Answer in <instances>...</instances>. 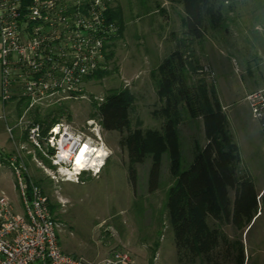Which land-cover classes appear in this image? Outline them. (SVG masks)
Listing matches in <instances>:
<instances>
[{"label":"rangeland","instance_id":"obj_1","mask_svg":"<svg viewBox=\"0 0 264 264\" xmlns=\"http://www.w3.org/2000/svg\"><path fill=\"white\" fill-rule=\"evenodd\" d=\"M107 1L116 16L114 23H121V31L118 29L109 47L107 75L85 81L77 99L53 100L28 111L24 103L12 101V121L19 142L5 164L16 159L25 167L28 180L36 182L47 198L62 252L88 263H99L113 252L125 251L133 264H236L233 248L241 243L243 264H264V135L247 102L252 92L264 87V0L230 2L232 10L225 12L222 27L207 28L202 43L188 40L184 11L175 1ZM185 47L203 69V74L193 79H205L227 116L243 166L254 182L258 207L241 228L208 219V225L219 229L226 242L220 241L208 257L180 262L164 209L165 192L172 181L168 157H161L160 189L153 194L147 192L148 157L137 166V191L133 193L128 182L127 152L119 146L121 136L100 128L92 104L100 102L109 91L126 88L135 97L132 124L140 119L145 132H160L165 116L164 102L155 86L157 68L173 50L185 51ZM59 109L62 113L58 116ZM48 111L90 151L101 144L109 151L98 173L94 175L87 167L77 170L67 161L53 163L55 149L45 141L52 126L43 136L46 125L36 121L37 116L45 119ZM30 125L40 128L41 150L27 142ZM179 129L184 170L195 149L203 147L206 140L201 120L186 118ZM13 135V131L4 129L3 137L10 145ZM18 153L20 157H16ZM76 172L80 174L68 178ZM229 197L233 200V192ZM13 206L21 214L19 203L14 201Z\"/></svg>","mask_w":264,"mask_h":264},{"label":"trees","instance_id":"obj_2","mask_svg":"<svg viewBox=\"0 0 264 264\" xmlns=\"http://www.w3.org/2000/svg\"><path fill=\"white\" fill-rule=\"evenodd\" d=\"M169 1L182 5L187 38L199 43L205 40L207 28L217 30L222 27L225 12L232 10L228 4L233 2ZM115 18L108 10L107 20L114 23ZM118 18L121 19L120 13ZM114 24L121 31V23ZM157 70L159 77L155 86L158 96L163 99L165 116L160 132H145L140 119H135L132 124L135 97L126 88L109 91L100 102H94V116L104 131L120 134L119 146L127 152L128 182L133 193L137 191V166L144 164L148 157L147 192L153 194L160 189L161 157H168L172 181L165 192L164 209L173 231L178 260L208 257L220 241L226 242L219 229L208 225V219L241 228L257 210L258 194L252 177L243 166L239 147L219 100L204 78L193 79L201 76L203 69L188 48L173 50ZM105 75L106 72L96 73L86 81ZM61 111L57 110L58 116ZM44 118H36L37 122L46 125L43 136L58 121L52 111H48ZM186 118L193 122L201 120L206 143L195 149L190 164L183 170L179 127ZM34 184L39 187L36 182ZM230 192L234 194L233 200L229 197ZM233 249L236 264H243L242 244L235 243Z\"/></svg>","mask_w":264,"mask_h":264},{"label":"built area","instance_id":"obj_3","mask_svg":"<svg viewBox=\"0 0 264 264\" xmlns=\"http://www.w3.org/2000/svg\"><path fill=\"white\" fill-rule=\"evenodd\" d=\"M108 10L107 0H0V101L22 102L28 111L53 100L80 97L86 79L108 68L109 47L118 34V27L107 20ZM247 102L264 135V87L252 92ZM65 138L73 142L67 162L74 166V155L84 143L66 125H53L45 141L55 149L53 163L59 165ZM41 140L39 126L30 125L27 142L41 150ZM8 167L22 212H15L11 201L0 196V264H133L125 251L113 252L99 263L62 252L42 190L28 180L19 161L10 159Z\"/></svg>","mask_w":264,"mask_h":264},{"label":"crops","instance_id":"obj_4","mask_svg":"<svg viewBox=\"0 0 264 264\" xmlns=\"http://www.w3.org/2000/svg\"><path fill=\"white\" fill-rule=\"evenodd\" d=\"M0 84H1V71H0ZM13 102L2 103L1 102V111H0V196H6L11 203L14 201L19 203V196L16 190L15 178L12 173V170L5 164V158L9 157L14 147L17 149L16 143L19 142L18 136L15 133V126L13 124ZM8 123H11L12 131L14 132L12 141L13 144H8L7 140L4 139V129H8ZM16 157H20L19 153Z\"/></svg>","mask_w":264,"mask_h":264},{"label":"clouds","instance_id":"obj_5","mask_svg":"<svg viewBox=\"0 0 264 264\" xmlns=\"http://www.w3.org/2000/svg\"><path fill=\"white\" fill-rule=\"evenodd\" d=\"M95 153L92 158L86 163H81V159L83 158V153L81 154V159L76 160V164L79 166V170H83L84 168H90L95 175L100 171V169L104 166L105 160L109 155V151L104 147L103 144L100 145L99 148H94L91 150ZM78 172L70 174L68 176L69 179H73Z\"/></svg>","mask_w":264,"mask_h":264},{"label":"bare ground","instance_id":"obj_6","mask_svg":"<svg viewBox=\"0 0 264 264\" xmlns=\"http://www.w3.org/2000/svg\"><path fill=\"white\" fill-rule=\"evenodd\" d=\"M68 139L65 138L61 141V148L59 149L60 152L58 154V157H60L61 160L63 161H70L72 159V156H71V151L73 149V142L70 140V141H67ZM63 142H67L66 146L63 145ZM86 149L85 151L82 152L83 149ZM83 153V158L81 159V154ZM93 152L90 151V148L89 146H87V144L84 143V145L81 147L80 149V146L78 147L74 157L75 159L73 158V160H75L74 162V166L77 170H79V166L76 164V160L77 159H81V163H86L87 161H89L92 156H94L95 154H92ZM77 154V155H76ZM72 160V161H73ZM84 170V169H83Z\"/></svg>","mask_w":264,"mask_h":264},{"label":"snow or ice","instance_id":"obj_7","mask_svg":"<svg viewBox=\"0 0 264 264\" xmlns=\"http://www.w3.org/2000/svg\"><path fill=\"white\" fill-rule=\"evenodd\" d=\"M85 150H87L86 147H85V149L82 150V152L85 151Z\"/></svg>","mask_w":264,"mask_h":264}]
</instances>
